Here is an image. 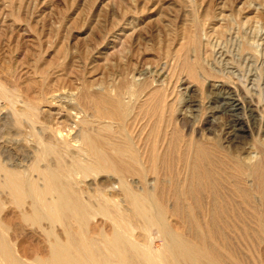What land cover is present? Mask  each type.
<instances>
[{"label": "rangeland", "instance_id": "1", "mask_svg": "<svg viewBox=\"0 0 264 264\" xmlns=\"http://www.w3.org/2000/svg\"><path fill=\"white\" fill-rule=\"evenodd\" d=\"M0 83L15 90L18 108L25 101L43 106L46 97L59 95L61 101L45 110L62 125L68 111L77 112L88 119L89 125L80 124L88 131L101 126L96 96H122L129 112L124 122L111 121L114 139L139 151L144 166L136 178H146L153 192L182 186L193 144L206 147L215 161L233 162L238 155L246 163L261 162L264 0H0ZM220 84L235 89L244 106L237 113L251 128L236 144L228 138L233 113L216 101L213 85ZM10 106L0 96V114L10 115ZM17 133L10 120L4 135L20 138ZM12 144L11 159L21 161L22 150ZM230 170L218 177L224 181ZM254 183L249 175L237 180L241 190ZM225 187L222 192L231 194L229 184ZM253 194L252 200L235 198L239 223L223 229L226 247L212 239L224 264H264V231L256 221L262 202ZM172 201L166 198L167 207ZM1 217L15 219L9 238L19 255L47 252L45 234L19 223L8 204ZM169 220L175 229H185L177 216L169 214ZM96 224L90 228L93 236L97 228L111 229L101 218ZM56 231L63 239L62 227ZM146 232L136 229L135 237L160 248L158 230Z\"/></svg>", "mask_w": 264, "mask_h": 264}, {"label": "bare ground", "instance_id": "2", "mask_svg": "<svg viewBox=\"0 0 264 264\" xmlns=\"http://www.w3.org/2000/svg\"><path fill=\"white\" fill-rule=\"evenodd\" d=\"M193 73L197 75L194 70ZM213 88L216 101L221 103L219 109L233 113L228 138L236 144L251 131L237 113L244 106L234 88L226 84ZM16 94L0 83V96L13 109L10 115L0 114V264H224L212 239L218 238L226 247L223 229L239 223L235 198L252 200L254 192L262 202L260 209L255 207L257 225L264 231V156L261 162L246 163L231 150L228 152L236 158L233 162L215 161L206 147L193 144L182 186L174 183L164 192H153L147 189L146 178H136L143 165L139 151L127 141L114 139L111 121L124 122L129 112L122 96H96L94 104L101 126L88 131L80 127L89 125L88 119L81 120L77 112L68 111L65 124L60 125L52 112L45 110L61 101L59 95L46 97L43 106L25 101L18 108ZM10 120L20 138L4 135ZM23 129L27 135H23ZM12 142L15 149L23 152V157H18L21 161L11 159ZM227 169L233 172H227L228 177L222 181L218 176ZM248 175L253 177L255 187L239 189L237 180ZM78 180L86 185L80 186ZM223 182L226 187L229 184L231 194L222 192ZM167 197L173 199L170 207L165 202ZM7 204L19 223L35 226L45 234V254L37 252L28 257L16 252L9 238L15 220L10 218L15 215L7 220L1 217ZM169 214L177 216L185 229L172 227ZM100 218L111 229L106 232L97 228L93 236L92 222L96 224ZM57 227H62L63 239ZM154 227L162 240L158 249L135 237L136 229L149 233ZM185 232H191L192 237Z\"/></svg>", "mask_w": 264, "mask_h": 264}]
</instances>
